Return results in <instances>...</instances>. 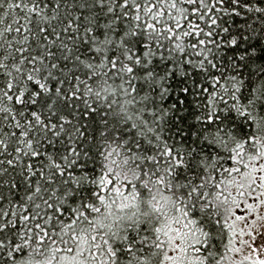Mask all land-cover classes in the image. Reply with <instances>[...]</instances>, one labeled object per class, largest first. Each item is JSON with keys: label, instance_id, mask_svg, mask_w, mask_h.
Wrapping results in <instances>:
<instances>
[{"label": "snow or ice", "instance_id": "6c2138e0", "mask_svg": "<svg viewBox=\"0 0 264 264\" xmlns=\"http://www.w3.org/2000/svg\"><path fill=\"white\" fill-rule=\"evenodd\" d=\"M0 264H264V0H0Z\"/></svg>", "mask_w": 264, "mask_h": 264}]
</instances>
